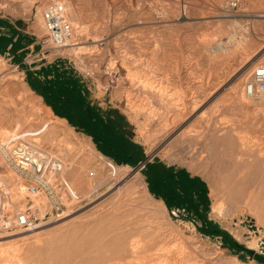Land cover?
<instances>
[{
    "label": "rangeland",
    "instance_id": "obj_1",
    "mask_svg": "<svg viewBox=\"0 0 264 264\" xmlns=\"http://www.w3.org/2000/svg\"><path fill=\"white\" fill-rule=\"evenodd\" d=\"M65 1L79 10L74 50H46L36 27L64 0H0V141L22 136L61 160L66 204L53 219L51 199L0 159V264H264V103L234 82L243 64H264V0ZM235 1L239 13L226 15ZM54 64L86 82L135 160L55 113L38 91L66 85ZM225 132L233 142L212 139ZM30 206L39 220L17 228Z\"/></svg>",
    "mask_w": 264,
    "mask_h": 264
},
{
    "label": "built area",
    "instance_id": "obj_2",
    "mask_svg": "<svg viewBox=\"0 0 264 264\" xmlns=\"http://www.w3.org/2000/svg\"><path fill=\"white\" fill-rule=\"evenodd\" d=\"M241 5L235 1L227 5L224 12L228 16L238 14ZM186 17V16H185ZM45 39L43 47L57 50L68 47L75 38V28L65 2H54L44 11ZM247 98L264 103V64L254 67L244 84ZM0 159L25 179L26 191L34 196L46 195L52 201L53 219H62L66 213L65 198L57 193L60 184L57 178L64 169L63 162L52 156L37 142L24 139L22 136L6 138L0 141ZM1 186V185H0ZM64 193V192H63ZM73 198L78 199L77 196ZM8 197L0 187V216L3 214ZM38 210L30 206L17 214L14 224L20 229H31L36 225ZM9 229L8 225L4 226Z\"/></svg>",
    "mask_w": 264,
    "mask_h": 264
},
{
    "label": "trees",
    "instance_id": "obj_3",
    "mask_svg": "<svg viewBox=\"0 0 264 264\" xmlns=\"http://www.w3.org/2000/svg\"><path fill=\"white\" fill-rule=\"evenodd\" d=\"M52 66L58 75L67 77L66 85L57 84L45 89L40 88L38 91L55 113L67 118L73 126L95 138L101 149L109 155H121L122 158L135 160L137 155L130 150L132 146L122 143L119 136L121 128L118 125L107 126L103 120V112L92 102L86 82L74 70L63 67V64Z\"/></svg>",
    "mask_w": 264,
    "mask_h": 264
},
{
    "label": "bare ground",
    "instance_id": "obj_4",
    "mask_svg": "<svg viewBox=\"0 0 264 264\" xmlns=\"http://www.w3.org/2000/svg\"><path fill=\"white\" fill-rule=\"evenodd\" d=\"M64 2L67 4V6L69 7V10H71V16H70V14H69V16H70V19H71V21H72V23H73V25H74V28H75V34H76V32H77V26H80V16H79V10H77L76 9V6H74V7H72V5L70 4V3H68L67 1H65L64 0ZM30 5V4H29ZM29 5L27 6V8H29ZM263 18H264V15L262 16ZM44 21H43V19H42V16H41V13L39 12V14H38V16H37V29H38V31L43 35H45L46 33H45V28H44V23H43ZM79 24V25H78ZM74 41V40H73ZM69 46H71V48L74 50L75 48V44L73 43V44H70ZM260 57V56H259ZM261 60V59H260ZM257 61V60H256ZM254 63V62H253ZM253 63L251 64V62H249V63H245V64H243L240 68H239V70L237 71V73H236V75H235V77H236V79L234 80V82L236 83L235 84V87L237 88V90L239 91V90H241V89H243V82L244 81H246L247 80V78H248V76H249V74H250V72L252 71V69H253ZM234 79V78H233ZM25 86V85H24ZM144 87H145V85H144ZM243 91V90H242ZM241 94H242V96L244 95L243 94V92H241ZM32 96V95H31ZM241 96V97H242ZM245 98V97H244ZM156 99V98H155ZM240 99V98H239ZM242 99V98H241ZM40 100H41V98H40ZM203 101H204V99H203ZM149 102V101H148ZM239 103V102H238ZM202 104V103H201ZM210 104V103H209ZM240 104V103H239ZM149 105V104H148ZM196 106H197V104H196ZM198 106H200L199 104H198ZM45 109H46V111H47V113H48V115H50L51 117H54V115H53V112H52V110L51 109H48L47 107H45ZM197 109V108H196ZM55 119L58 121V123H59V125H66L67 126V128H68V130L70 129L71 131H73V129L71 128V127H69L68 125H67V121L66 120H63V119H59L58 117H55ZM51 121V120H50ZM53 121V120H52ZM50 123V122H49ZM53 125V124H52ZM63 128V127H62ZM176 128V127H175ZM66 130V129H65ZM67 130V131H68ZM68 134V133H67ZM241 137V136H240ZM212 139L213 140H215V141H217V142H219V143H225V144H228V142L229 141H231V142H233V139H232V132H225V133H223L222 135H219V136H212ZM171 140V139H170ZM89 142H90V139H89ZM196 143V142H195ZM223 143V144H224ZM83 144V143H82ZM85 144V143H84ZM87 147H90V151L92 152V153H94L95 155H97L100 159H102V160H104V161H106L108 164H110V166L112 165V167H115L113 164H112V162L110 161V160H107L106 158H104L101 154H99L96 150H95V148L93 147V145H92V143L90 142V144H88V145H86V149H87ZM85 149V148H84ZM85 149V150H86ZM203 151V150H202ZM201 152V151H200ZM200 152H199V154H200ZM198 153V152H197ZM206 153V152H205ZM193 155V154H192ZM196 156V155H195ZM205 160V159H204ZM192 162V161H191ZM185 163H187V162H185ZM198 165H201L200 163H197ZM204 165V164H203ZM191 169V168H190ZM65 173V172H64ZM63 173V174H64ZM65 175V174H64ZM252 174H245L244 176H242L241 175V177H239V179L240 180H242L243 182H245L247 179H249L250 178V176H251ZM262 179L264 180V175L262 176ZM71 184H72V186H73V182H71ZM115 186H111V188H110V193L111 192H113L114 190H115ZM24 191V190H23ZM26 191V190H25ZM227 192H229V191H227ZM73 194H74V192H72ZM230 193V192H229ZM75 195V194H74ZM251 196V195H250ZM89 197V196H88ZM229 197H231V196H228V198ZM262 199L264 200V193H263V197H262ZM219 202H220V200H217V202L215 203V205H213V213L215 214V215H217V216H220V217H223L224 216V209H223V206L224 205H220L219 204ZM264 204V203H263ZM250 206H251V204H250ZM262 207H264L263 205H262ZM248 210V209H247ZM261 215H263L262 217H261ZM2 217H4L3 215H2ZM264 217V208H262L261 209V211H260V213H259V215H258V217L256 216V218H257V222H260V218H263ZM1 218V217H0ZM7 219H9V218H7ZM12 219V218H11ZM3 220V218H1V221ZM0 221V222H1ZM5 221H7V220H5ZM9 222V221H8ZM11 222V221H10ZM3 223V222H2ZM224 225L226 226V227H228V225L227 224H225L224 223ZM240 232H237V235L239 234ZM183 248V247H182ZM181 251V250H180ZM179 253V252H178ZM188 259V258H187Z\"/></svg>",
    "mask_w": 264,
    "mask_h": 264
}]
</instances>
